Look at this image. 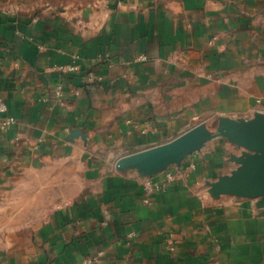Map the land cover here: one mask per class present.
I'll use <instances>...</instances> for the list:
<instances>
[{
  "label": "crops",
  "instance_id": "1",
  "mask_svg": "<svg viewBox=\"0 0 264 264\" xmlns=\"http://www.w3.org/2000/svg\"><path fill=\"white\" fill-rule=\"evenodd\" d=\"M1 104L0 264H264L259 199L209 191L243 148L115 167L264 115V0H0Z\"/></svg>",
  "mask_w": 264,
  "mask_h": 264
},
{
  "label": "water",
  "instance_id": "2",
  "mask_svg": "<svg viewBox=\"0 0 264 264\" xmlns=\"http://www.w3.org/2000/svg\"><path fill=\"white\" fill-rule=\"evenodd\" d=\"M78 135L84 139V135L75 130L69 140ZM220 136L243 148L245 153L234 158L238 164L234 171L210 184V193L259 199V206L264 208V115L257 114L250 120L220 118L215 132L195 126L169 142L120 157L115 167L136 168L142 174L150 175L179 164L206 141Z\"/></svg>",
  "mask_w": 264,
  "mask_h": 264
},
{
  "label": "built area",
  "instance_id": "3",
  "mask_svg": "<svg viewBox=\"0 0 264 264\" xmlns=\"http://www.w3.org/2000/svg\"><path fill=\"white\" fill-rule=\"evenodd\" d=\"M140 59L144 60L145 58L144 57H141ZM60 69L63 71V72H74L78 69V67L76 65H67V66H64V67H60ZM5 110V107L4 105H0V111H4ZM15 120L11 117H8L6 119H4V121L0 124V127L1 128H5V127H9L10 125L14 124ZM167 178L171 179L169 175H167ZM143 187H144V190L146 192H150L152 189H157V185L156 184H152L150 183L149 181H146L144 184H143Z\"/></svg>",
  "mask_w": 264,
  "mask_h": 264
},
{
  "label": "rangeland",
  "instance_id": "4",
  "mask_svg": "<svg viewBox=\"0 0 264 264\" xmlns=\"http://www.w3.org/2000/svg\"><path fill=\"white\" fill-rule=\"evenodd\" d=\"M214 125H215V124H214ZM214 125H211V126L209 127L211 131L214 130V129H213V128H214Z\"/></svg>",
  "mask_w": 264,
  "mask_h": 264
}]
</instances>
